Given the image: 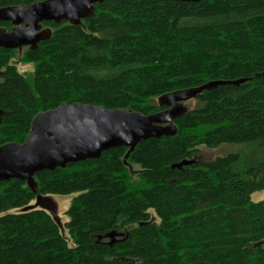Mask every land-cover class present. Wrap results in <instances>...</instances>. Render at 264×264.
<instances>
[{"label":"trees","instance_id":"1","mask_svg":"<svg viewBox=\"0 0 264 264\" xmlns=\"http://www.w3.org/2000/svg\"><path fill=\"white\" fill-rule=\"evenodd\" d=\"M42 28L49 39L24 48L31 79L0 48V148L22 145L34 117L60 105L149 116L167 110L154 103L165 95L247 82L198 95L173 136L0 182V264H264V198L251 199L264 191V0H109L79 25ZM223 146L254 154L199 160L200 148ZM183 161L193 163L173 168ZM70 195L66 238L30 203ZM120 230L112 245L97 240Z\"/></svg>","mask_w":264,"mask_h":264},{"label":"water","instance_id":"2","mask_svg":"<svg viewBox=\"0 0 264 264\" xmlns=\"http://www.w3.org/2000/svg\"><path fill=\"white\" fill-rule=\"evenodd\" d=\"M105 1L109 0H44L28 6L2 8L0 22L10 23L13 28L7 31L0 27V48L20 50L26 47L33 51L50 37L48 30L41 29L43 23L79 25L93 15L95 4ZM260 76L264 73L255 77ZM245 82L247 79L210 82L195 89L165 95L158 99V105L167 110L149 116L93 105H60L34 117L31 133L22 145L0 148V182L30 181L42 171L51 172L70 164L99 159L110 149L125 147L132 150L149 139L173 136L176 130L172 123L185 112L180 102L220 86H239ZM192 163L183 161L173 168Z\"/></svg>","mask_w":264,"mask_h":264},{"label":"rangeland","instance_id":"3","mask_svg":"<svg viewBox=\"0 0 264 264\" xmlns=\"http://www.w3.org/2000/svg\"><path fill=\"white\" fill-rule=\"evenodd\" d=\"M26 54L25 49L14 50L11 53L10 58V65L14 66L16 71L23 75L27 79H31L34 70L35 64L32 62H28L24 60V55ZM154 103H158V99H154ZM183 110L187 111L192 109L196 105V101L194 99L183 101L179 103ZM171 125V124H170ZM242 153L246 160L252 159V155L254 154L252 151L245 147L241 146H223L217 149H206L200 148L199 152V160L206 162L215 159L216 157L225 156L227 154L232 153ZM131 172L136 173L139 170L138 167H131ZM133 173V174H134ZM136 182V176L132 179ZM32 189H35L33 182H31ZM74 195L70 196H47V197H40L37 200H34L30 203V208L32 209H42L46 211L49 215L55 218L57 223L59 224L60 230L62 234L68 238L67 232L64 229V224L68 221V218L65 216L66 210L69 208ZM264 198V191L257 192L251 196L252 201L258 202ZM127 237L126 231H113L104 236H99L97 240L103 244L111 245L118 240H122Z\"/></svg>","mask_w":264,"mask_h":264},{"label":"flooded vegetation","instance_id":"4","mask_svg":"<svg viewBox=\"0 0 264 264\" xmlns=\"http://www.w3.org/2000/svg\"><path fill=\"white\" fill-rule=\"evenodd\" d=\"M10 24V23H9ZM11 25V24H10ZM42 27H43V24H42ZM13 28V26L11 25V27H9V29L7 30V31H10L11 29ZM42 30H44V28H41ZM24 48H26V47H24ZM24 48H22V49H24Z\"/></svg>","mask_w":264,"mask_h":264}]
</instances>
